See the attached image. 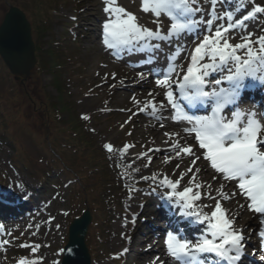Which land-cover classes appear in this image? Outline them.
I'll use <instances>...</instances> for the list:
<instances>
[{
  "label": "snow or ice",
  "instance_id": "obj_1",
  "mask_svg": "<svg viewBox=\"0 0 264 264\" xmlns=\"http://www.w3.org/2000/svg\"><path fill=\"white\" fill-rule=\"evenodd\" d=\"M244 8L248 10L243 11ZM101 11V47L113 55L149 53L143 63L152 65L147 72L138 71L130 81L152 85L146 97L139 100L133 95V108L121 111L131 116L145 114L160 129H166V121L168 128L178 129L161 133L165 148L142 145L147 150L137 153L130 163L125 157L131 155L135 144L124 143L116 148L112 142L103 143L109 156L116 158L118 168L127 171L137 160L144 161L143 167L150 174L141 175L140 179L148 182L150 192L158 196L164 207L175 210L173 217L179 213L164 230L165 258L156 255L150 264H208L209 256L216 258L215 264H244L249 255L246 250L256 247L250 243L253 233L237 223L240 213L224 206L229 201L259 220L254 233L258 237L256 253H264V103L244 106L251 92H264V25L260 24L264 0H140V11L152 14L155 27L146 26L118 0H102ZM71 19L76 21L77 17ZM6 27L10 33L18 32L21 23ZM3 38L4 30L0 29V41ZM161 55L163 65L159 63ZM23 63H27L26 56ZM108 75L102 77L105 82ZM110 75L116 81L111 88L125 86L127 77L117 81L115 72ZM81 118L90 120L87 114ZM124 123H131V117ZM157 153L166 155L165 165L176 161L171 173L151 171L153 155ZM181 163L185 164L184 170H180ZM134 171L140 172V168ZM205 174L211 177L209 182L197 179ZM214 183L219 184L215 194ZM17 187L24 190L22 184ZM133 191L141 189H129L130 193ZM24 196L28 198L30 194L25 191ZM60 215L68 217L70 213L62 210ZM53 221L59 231L61 222L57 216H49L44 223L51 225ZM131 223H136L135 216ZM192 225L204 226L196 229L200 235L186 231ZM34 227L32 236L39 233L40 224ZM4 236L12 237V233L0 223V248L11 243ZM125 238L131 241V237ZM42 246L49 247L40 242L21 243L20 247L29 249L34 258L21 257L16 264H43L42 254L36 256ZM152 246L149 244L148 248ZM122 251L127 253L128 249ZM260 260L264 262V255H260ZM52 264L60 262L53 259Z\"/></svg>",
  "mask_w": 264,
  "mask_h": 264
},
{
  "label": "rangeland",
  "instance_id": "obj_2",
  "mask_svg": "<svg viewBox=\"0 0 264 264\" xmlns=\"http://www.w3.org/2000/svg\"><path fill=\"white\" fill-rule=\"evenodd\" d=\"M118 1L126 8L140 6L139 0ZM10 6L24 11L32 33L37 20L48 21L46 42L62 52V68L57 69L62 93L53 86L54 74L39 66L37 55V63L27 80L17 78L0 62V198L8 199L4 205L15 208L18 213L15 220L7 222L6 231L11 232L12 237L5 238L11 243L2 248L0 264H16L21 257L34 258L29 249L20 247L21 243L33 242L49 245L42 246L36 254L37 257L42 254L43 264H52L53 259L61 264L63 253L60 250L68 243L70 224L87 209L92 215L86 236L91 264H137V257L144 252L142 240L148 232V221L153 219L149 210H152L154 195L148 182L140 179L146 169L144 161L138 160L141 166L133 164L125 171L116 166V158L110 157L103 148L105 142H112L116 148L124 143L135 144L131 155L125 157L126 163L145 151L137 141L144 129L139 122L141 116L131 117V123H124L130 115L121 109L133 108L131 97L120 94L119 85L107 88L102 84L105 82L102 76L97 79L99 66L107 65L102 75L109 74L108 80H111L110 74L116 73L122 65L113 60L114 64H109L111 58L101 52L97 42L99 13L94 15L92 9L99 12L102 0H0V25ZM72 16L77 17L76 21ZM260 24L264 25V18ZM84 114L89 115L90 120H83ZM92 128L96 131L92 132ZM160 154L164 153L153 155V161ZM172 166L175 164L163 163L151 171L171 173ZM135 168H140V172H135ZM12 176L27 181L24 190L12 182ZM184 183L182 181V186ZM130 184L141 189L133 196L134 214H130L131 207L125 204L128 194L125 188ZM25 191L30 194L28 198L24 196ZM19 206L23 208L20 210ZM62 210H68L70 215L62 217ZM49 216L60 220L59 231L55 228L56 221L51 225L44 223ZM119 220H124L127 227H117ZM257 223L258 219L241 224L257 229ZM29 224L33 225L31 229ZM35 224H40V230L32 236ZM126 236L131 237L130 242ZM250 243L258 247L254 233ZM256 247L248 248L249 262L264 264L260 260L264 253H256ZM124 248L128 249L127 254L123 253Z\"/></svg>",
  "mask_w": 264,
  "mask_h": 264
},
{
  "label": "bare ground",
  "instance_id": "obj_3",
  "mask_svg": "<svg viewBox=\"0 0 264 264\" xmlns=\"http://www.w3.org/2000/svg\"><path fill=\"white\" fill-rule=\"evenodd\" d=\"M118 3H120V1H118ZM95 6V4H94ZM134 7V6H133ZM129 10H132L133 12H135L137 14V16L139 17L140 21L142 23H145L146 26L148 27H155V25L152 23V14L149 13V14H144L140 11V6L139 8H135V9H131V8H128ZM92 11H95V14L96 15L97 13H99V17L97 18V21L98 23H101V20L103 19V14H102V11L99 10V12H96V9H92ZM161 19H164L166 22H167V18L162 16ZM98 44L100 46V50L101 52L107 54L109 56V58H111L110 60L111 61H108L109 64L113 65L114 62H118L120 64H122L119 68L118 71H116V77H117V81L123 77H127V80H126V83H125V86L124 87H120V91L119 93L120 94H123L124 96H130L132 97L133 95H135L137 97V99L139 100H143L144 97L147 95V89L152 87V85L150 84H143L142 86L139 85V84H132L130 83V81L136 76V73L138 71H145L147 72L148 69L150 67H152V65H146L143 63V61L146 59V57L149 55L148 53L144 52V54H139V57L136 61H133L131 59H117L115 58L111 52H108V50L106 49H103L101 47V44H100V35L98 36ZM124 53V52H123ZM131 53V52H129ZM114 62H113V61ZM164 57L163 55H161V59L159 61V63L161 65L164 64ZM104 67L99 66L98 69H97V73H99L100 75L98 76L97 75V79L104 75ZM103 74V75H102ZM113 83H116V81H113L112 79L111 80H107V82H103L102 84L107 87V88H110V85L113 84ZM129 89L131 92H127L126 90ZM107 111H110L111 108H107L106 109ZM135 111V109H133ZM129 113V112H128ZM130 117L132 118H136L138 116H141L142 118V121H139L141 122V124L143 125L144 129L143 131L141 132V135L140 137L138 138V142L140 145L138 146H141L142 145H146L148 148L150 147H162L165 148L166 145L164 144V137L161 135V133L164 131V130H178L177 128H168L167 127V121H166V129H160L156 123L155 120L149 118L147 115L145 114H139L137 116H131V113H129ZM155 125V126H154ZM145 148V147H143ZM145 151H146V148H145ZM161 156L159 155H156V159L154 161H152V164H151V170L153 169H156V166L158 165H162L163 162H164V159L166 158V155L164 154H160ZM135 156H132L133 159ZM172 163H176V161H172ZM136 166L139 167L141 166L140 163H138V160L136 161ZM171 168L174 169V166H172ZM185 168V164L184 163H181V168L180 170H184ZM150 174V171L149 169H145L144 172L141 173V175H149ZM13 179H12V182L15 183L16 185H20L21 183L23 185H26L27 181L22 178V177H15V176H12ZM18 178V180H17ZM15 179V180H14ZM198 180L200 181H203L204 183H207L210 181L211 177L208 176L207 174L203 175V176H198L197 177ZM219 187V184L218 183H214L213 186H212V191H213V194H215V190ZM135 189L136 186L134 184H130L129 185V188H125V191L128 192V194L126 195L127 198L125 200V204L128 205L129 207H131V211H130V214H134V208H136V205H135V201H134V197L135 196V191L133 192H129V189ZM229 190L228 188H226V191ZM19 191V190H18ZM9 193V192H8ZM10 195H14V193H9ZM129 196H131V199L129 198ZM210 202H213V201H210ZM241 203H243V201L241 200L240 201ZM224 206L226 208H228L230 210V212L232 211H235V212H238L240 213V217L237 219V223L238 224H241V223H244L247 225L249 223H253V220H256V217L254 218V216L252 215V213L248 212V211H245L243 209H240L238 207V205L234 202V201H229V202H224ZM133 210V211H132ZM208 210V209H207ZM175 211V210H173ZM173 211H170L168 208L164 207L163 206V202L158 198V199H155L153 198V205H152V210L150 209L149 210V214L150 215H154V214H167L166 216H168L167 218H172L173 217ZM179 216V213L177 212L176 213V217ZM175 217V218H176ZM163 223V222H162ZM123 224H124V220H119L116 222V226L117 227H123ZM245 225V227H246ZM11 227V226H10ZM247 228V227H246ZM249 232L251 233H255V228H252V227H249ZM151 244L153 245L152 248H148V245ZM142 249L144 252L140 253V257H137L138 259V263L137 264H149L150 261L153 260V258L156 256V255H160L161 258H165V250L163 248V241L162 239L159 237V236H146L142 242ZM111 256V254H110ZM143 261H147V262H143Z\"/></svg>",
  "mask_w": 264,
  "mask_h": 264
},
{
  "label": "water",
  "instance_id": "obj_4",
  "mask_svg": "<svg viewBox=\"0 0 264 264\" xmlns=\"http://www.w3.org/2000/svg\"><path fill=\"white\" fill-rule=\"evenodd\" d=\"M15 22H20L21 27L18 32L10 33L6 25ZM0 29L4 30V38L0 41V57L13 75L27 80L37 63L31 23L23 10L10 6ZM25 56L27 63H23ZM91 222L92 215L88 209L82 216L73 219L69 227L68 243L64 247L68 251L63 252L61 264H91V255L86 244Z\"/></svg>",
  "mask_w": 264,
  "mask_h": 264
},
{
  "label": "trees",
  "instance_id": "obj_5",
  "mask_svg": "<svg viewBox=\"0 0 264 264\" xmlns=\"http://www.w3.org/2000/svg\"><path fill=\"white\" fill-rule=\"evenodd\" d=\"M45 9H43L44 11ZM48 21L37 20L35 27L33 28V37L36 45V55L39 59V66L43 70L51 71L54 74L53 86H55L60 93H62V86L60 83L61 75L57 69L62 68V56L59 50L55 49L53 45L46 42V32L48 31ZM47 44V49H45ZM0 62L5 66L2 58ZM57 70V71H56ZM61 101V100H60ZM67 107V106H66ZM67 107V111H68ZM78 135V134H76Z\"/></svg>",
  "mask_w": 264,
  "mask_h": 264
}]
</instances>
